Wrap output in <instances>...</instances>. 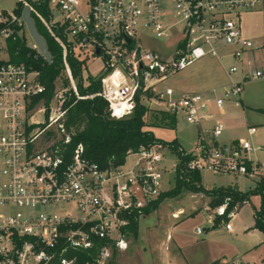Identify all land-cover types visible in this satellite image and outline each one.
<instances>
[{"label": "built area", "instance_id": "built-area-1", "mask_svg": "<svg viewBox=\"0 0 264 264\" xmlns=\"http://www.w3.org/2000/svg\"><path fill=\"white\" fill-rule=\"evenodd\" d=\"M18 3L29 7L31 16L61 46L66 75L77 98L102 97L110 118L121 120L133 114L139 95L149 110L182 118L196 128L199 153H189L186 171L209 170L256 184L264 179V165L250 158L255 148L249 139L223 142L225 125L214 112V108L223 111L227 100L239 97L246 82L264 80V68H258L252 57L254 42L234 20L260 10L264 0ZM51 7L61 20L54 18ZM26 30L22 15L0 12V264H77L78 252L90 251L96 240H111L96 260L87 263L108 264L114 249H128L122 229L130 216L166 192V152L172 149L163 143L141 145L128 152L123 164L102 169L79 144L67 160L64 147L71 136L65 127L64 94L55 93L47 107L39 73L11 59L9 41L27 42ZM151 39L165 40L168 54L147 48ZM31 47L38 51L35 44ZM76 50L103 62L100 76H95L102 83L99 93L79 96L67 61L68 56L80 61ZM206 57L222 65L224 60L231 61L223 65L228 87L209 93L161 87ZM89 74L83 72L84 79ZM237 75L240 80L235 79ZM39 114L43 121L37 120ZM256 133V127L248 129L249 136ZM226 207L216 208L208 221L226 217L225 227L231 232V220L239 208L226 215ZM196 232L203 235L205 229L197 227Z\"/></svg>", "mask_w": 264, "mask_h": 264}, {"label": "rangeland", "instance_id": "rangeland-1", "mask_svg": "<svg viewBox=\"0 0 264 264\" xmlns=\"http://www.w3.org/2000/svg\"><path fill=\"white\" fill-rule=\"evenodd\" d=\"M18 0H0V12L14 13L17 7ZM52 13L56 20H61V15L55 11L53 7ZM249 13H242L240 17H234V20L239 23L243 30V25L247 21ZM27 44L34 45L28 30H26ZM147 48L162 55L168 54V43L165 40L151 39L146 44ZM76 54L80 56V61L86 63L84 66V75L87 72L93 76H100L103 67V62L99 59L87 58L86 53L76 50ZM262 53L257 54V61L261 62ZM256 61V62H257ZM223 65L226 67L231 64L230 60H224ZM220 62L212 57H206L195 62L192 66L184 71L179 72L175 76L169 78L162 88L172 87L176 92L190 91L193 93H203L204 89L209 88L210 82L214 75H222L224 70ZM67 76V75H66ZM68 77V76H67ZM76 83V82H75ZM256 82L246 84L249 88V93L254 98H257L258 87ZM70 88H64L62 79L56 83L55 93L65 94ZM222 91V90H221ZM55 103L57 101L55 100ZM249 112H258L254 109H247ZM157 111L151 109L146 116V122L150 126V132L165 143L177 142L183 150L189 154L197 155V130L193 125L186 123L182 118L177 119V124L174 127H159L155 125ZM255 114V113H254ZM255 116V115H254ZM43 115L37 116L38 121H43ZM255 119H250L249 123L243 124L240 128L242 137L249 139L254 152L250 154L253 161H264V129L254 122ZM153 125V126H151ZM257 128V133L253 136H248L249 127ZM147 129V128H146ZM169 146V145H167ZM170 147V146H169ZM171 148V147H170ZM172 149V148H171ZM167 172L164 176L166 192L175 187L176 177L182 169L179 166V156L172 149L166 152ZM174 165L177 167L174 169ZM201 184L206 190H214L219 188H227L230 186L238 187L241 191L247 192L255 188L256 181L245 178L234 177L231 175L216 174L209 170L200 172ZM170 182V184H168ZM211 198L202 193H191L184 191L178 197L166 198L158 210L144 216L140 220V246L149 249L166 250L174 248V244L183 248L184 255H187L191 261L200 262L205 256L213 253H221L227 257L242 256L252 264H260L261 258L264 257V235L257 229H254V211L259 209L262 203V197L259 194L253 195L251 201L243 205L237 212V215L231 220L233 224V232L228 233L225 230V221L223 220L216 227H212V223L208 222V216L214 214L215 209L208 208V201ZM179 209L182 213L179 219L173 216ZM197 227L207 229L203 235H198ZM171 236L173 240L170 242L167 237ZM131 245H135V240L128 238ZM176 248V247H175ZM252 250L250 253H247ZM247 253V254H245ZM245 254V257L243 256ZM112 259V257H111ZM109 260L108 264L110 263Z\"/></svg>", "mask_w": 264, "mask_h": 264}, {"label": "trees", "instance_id": "trees-1", "mask_svg": "<svg viewBox=\"0 0 264 264\" xmlns=\"http://www.w3.org/2000/svg\"><path fill=\"white\" fill-rule=\"evenodd\" d=\"M23 6L17 2L14 12L20 16ZM46 15V11H43ZM36 26L46 40L48 50L52 57V64H48L40 53L29 46L25 40L9 41V51L11 59L15 63H23L27 68L39 73V80L46 87V93L42 96L44 104L49 107L56 91V83L62 79L63 87L70 88V80L66 76V68L63 61V50L61 46L49 35L40 20L33 15ZM72 76L76 82L77 91L80 97H86L99 93L102 90V83L99 77L91 74L86 79L83 77V62L71 56L67 58ZM40 98L35 99L33 105H37ZM63 109L66 111L65 127L71 136L70 144L64 148V155L68 159L79 144H83L85 156L97 163L102 169L110 166H118L125 162L130 150H137L141 145L163 143L169 145L179 156V166L182 168L176 177V184L170 191L164 192L160 197L148 205L141 212H134L129 223L122 229L126 239H137L138 227L141 217L158 210L161 203L166 198L178 197L182 192L187 191L194 194L202 193L211 198L209 208L216 209L223 205L226 207V215L233 212L236 207L241 208L250 202L253 195L259 194L262 203L259 209L255 210L254 229L259 230L264 235V179L258 182L254 189L247 192L240 191L237 187L219 188L206 190L201 184L200 173L196 171H186L185 163L191 156L177 143H165L147 131L150 127L146 122L149 109L141 100L136 97V107L133 114L125 119L115 120L110 118L108 113V103L102 97L79 99L72 89L64 94ZM155 125L159 127L172 128L176 126L177 119L167 113L158 112ZM153 126V125H151ZM220 217L214 219V226L220 222ZM226 218V217H224ZM113 243L111 240H96L95 246L90 251H80L77 253V264H87L96 260L100 249ZM264 244V242H263ZM116 250L114 249L113 253ZM216 261L212 264H219Z\"/></svg>", "mask_w": 264, "mask_h": 264}, {"label": "crops", "instance_id": "crops-1", "mask_svg": "<svg viewBox=\"0 0 264 264\" xmlns=\"http://www.w3.org/2000/svg\"><path fill=\"white\" fill-rule=\"evenodd\" d=\"M242 27H243L242 31L244 35L247 38L251 39L256 46V49L252 52V57L255 59L256 66L258 68H264V4L260 10L249 12L247 16V21ZM258 53H262L261 62L257 61ZM222 68L224 70V73H222V75H214L211 78L212 81L210 82L209 85L210 87L204 89L203 93H209L212 92V90H222L230 85V79L226 74L225 68L223 66ZM235 79L240 80L241 78L239 75H237ZM251 82L264 84V80L246 82L243 85L242 94L237 98L227 100L223 111L219 112L216 108H214L216 118L221 122H223L225 125V132L222 137V141L225 143H231L239 139H246L245 137L241 136L240 128L243 124L249 123L251 118L255 119L254 122L259 124L264 129V86L260 85L258 87L259 90L257 92L259 96L257 98H254L248 92L249 91L248 86L246 87V84H250ZM248 108L254 109L258 112H249L247 110ZM146 130L150 131V128L147 127ZM258 162L264 165V161L263 162L258 161ZM209 203L210 200L208 201V208H209ZM182 211H183L182 209H179V211H177V213H174L173 216L177 215L178 216L177 219H179V216L181 215ZM237 212L235 213V216L237 215ZM215 218L216 217L214 216L212 218V221ZM219 220L220 222L218 224H220L224 220L226 226V223L228 222L227 218H219ZM211 225L212 227L214 226V221ZM254 225H255V220H254ZM206 231L208 230L205 229V232ZM227 232L231 233L233 231L231 232L227 231ZM140 236L141 235H140V221H139L138 236L134 242L135 245L132 246L131 242L126 239L128 243V249L121 251L116 250L113 253L112 259L109 264H212L216 261L235 262L237 260L252 264L242 256L227 257L226 255H223L221 253H213L208 256H205L200 262L197 261L193 262L190 260V258L188 259L187 255H184L183 248L179 247L177 244H174V248L166 249V250L156 249L154 247L153 248L149 247V249L145 247H141ZM167 240L171 242L173 238L171 236H168ZM251 251L252 250H249L247 253H250ZM245 254L243 255L244 257ZM262 260L263 257L261 258L260 264H262Z\"/></svg>", "mask_w": 264, "mask_h": 264}, {"label": "water", "instance_id": "water-1", "mask_svg": "<svg viewBox=\"0 0 264 264\" xmlns=\"http://www.w3.org/2000/svg\"><path fill=\"white\" fill-rule=\"evenodd\" d=\"M22 18L26 24L27 30L29 32V35L31 39L33 40L34 44L36 45L40 55L44 58V60L48 64H52V57L51 54L48 50L46 40L43 38V36L40 34L35 20L30 14V9L29 7L25 6L22 10ZM99 53V50L97 51Z\"/></svg>", "mask_w": 264, "mask_h": 264}]
</instances>
